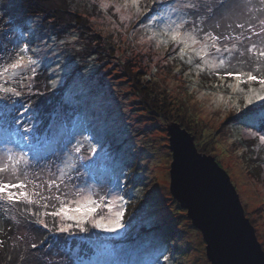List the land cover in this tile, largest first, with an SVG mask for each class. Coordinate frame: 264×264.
Here are the masks:
<instances>
[{"label":"rangeland","instance_id":"374dc122","mask_svg":"<svg viewBox=\"0 0 264 264\" xmlns=\"http://www.w3.org/2000/svg\"><path fill=\"white\" fill-rule=\"evenodd\" d=\"M59 1L55 0L56 4L62 6L61 0ZM62 1L65 2V0ZM89 1L100 5L104 13L98 18L87 19L89 25L85 24L86 35H83V38H89L91 41L97 39L98 43L97 45L92 43L85 48L86 50L82 53L83 60L73 65L74 70L69 71L59 66L61 62L57 58L61 54L67 61H72L76 52L70 48L76 44L82 45L76 38L72 35L66 36L64 42L60 41L62 38H56L55 48L52 46L53 49H51L45 45L44 40L40 41L42 38L36 39L35 34L28 36L23 34V32H29L25 21L12 22L15 26L19 24L21 29L13 35V40L16 39L15 42L19 47L28 44L29 54L38 61L34 65L35 72L39 71L40 67L44 69L42 66L47 67L49 74L58 72L61 76L66 71L69 72L63 86L60 87L64 88L69 82L78 81L76 87L72 89L73 91L83 89L90 98L87 100L89 103L94 101L93 95L98 94L102 83L105 84L103 87L110 88L109 99L99 95L91 105L88 103L92 106V117L89 120H85V123L76 122L66 130L64 127L58 128V132L64 134L60 143L63 153L58 169L64 167L65 161L70 156L76 155L72 149L77 142H80L82 146L79 155L84 157H88L87 148L93 144L97 148V156H102L100 148L103 145L107 157L98 160L95 179L81 168L78 178L75 172L71 174L70 183L78 185L77 183L81 181L79 186L83 187L87 182V187L104 194L118 182L122 189L118 194L123 195L127 201L123 217L125 228L119 235L89 228L86 235H94L96 230L104 242L91 241L90 252L87 255H75V258H71L72 263L210 264L202 234L193 226L187 211L181 208L170 192L172 153L169 147L168 128L177 120H183L190 126L186 130L194 136V141L199 145L198 149L200 148L199 153L214 157L228 173L239 195L245 216L254 227L257 240L264 250V144L259 140V136L264 135V132L250 127L241 128L237 125L238 116H241L242 112L248 108L243 107L242 99L239 101L240 110L228 101L229 95L236 99L235 94L226 87V84L232 81H224V86L217 88L216 85L222 82L215 75H208L205 71H201L198 75L197 70L185 62L187 56L182 60L176 54L178 49L173 51L171 43L158 45L155 38L149 39L153 31L163 28L168 16L177 22L180 19L186 20L185 28L187 24L188 28L198 27L196 24L200 20L197 18L201 11L189 13L187 16L185 2L174 0L171 5L153 13L146 22L141 24L142 14L133 16L132 11L127 14L122 8L126 0ZM240 1L232 0L229 4V17L226 21L232 24V28L236 27H233L230 20L241 19L235 13L242 15L244 19L250 10L247 11ZM199 3L200 5H196L195 8L201 10L204 1ZM105 4L108 6L105 7ZM117 5L120 6V11L116 10ZM208 7L209 4L207 9ZM146 13L147 11L143 14V18L146 17ZM63 14L65 18H69L65 12ZM216 18L220 23L214 32L227 35L229 26L225 24L224 17ZM221 18L224 21H221ZM242 21L236 22L239 24ZM118 22H125L124 25L132 24L131 29L121 26L122 29L118 30ZM139 24L141 25L138 26ZM66 25L67 27L75 26L70 23ZM135 25L138 27L134 28ZM42 28L46 30L43 31ZM42 28L39 29L41 30L39 33L48 36L50 24ZM75 31L78 30L72 28V32ZM39 33L37 34L40 35ZM98 34L102 37H98ZM89 50L102 51V55L96 60L95 70L84 73L81 79H78L79 75L74 79V74L91 62L84 59L87 53L89 55ZM169 55L170 57L174 55L173 59L182 62L185 66L178 68L176 63L168 57ZM50 60L57 61L52 66H48ZM29 75L31 74H24L25 77ZM30 84L31 80L27 78L23 80L20 84L23 93L21 96L31 93L27 87ZM143 87H146L145 91H142ZM52 94L53 92L50 93ZM59 95H55L57 105L60 106L58 109L62 107L65 109L62 108L63 110L58 112L64 113L69 107L66 102H61ZM75 95L74 98H76ZM220 96L225 98L224 101L219 99ZM74 101L76 99L67 98L70 105H74ZM83 105L81 109L87 113ZM51 111L54 109L52 108ZM98 111L105 114H99ZM85 112L84 119L88 114ZM164 115L166 118L163 117ZM68 131H72L75 135L72 140L68 138ZM253 133L256 135H252ZM96 140L100 143H96ZM243 140L248 142L249 146L256 148L253 156L251 151H247L248 155H245L242 148ZM7 149L15 153L25 154L26 152L23 141L20 142L18 137L4 133L0 135V151L4 152ZM249 156H252L253 161L250 158L247 159ZM163 227L167 228L159 231L162 235L160 240L156 237L154 241L147 237L150 231ZM30 234L31 228L29 232L24 231V234H21L22 243H24L23 246L26 245V249L28 245L26 239ZM32 237L35 238V236ZM24 254L25 258L30 257L29 263H38L35 254Z\"/></svg>","mask_w":264,"mask_h":264},{"label":"trees","instance_id":"16d2710c","mask_svg":"<svg viewBox=\"0 0 264 264\" xmlns=\"http://www.w3.org/2000/svg\"><path fill=\"white\" fill-rule=\"evenodd\" d=\"M21 1H0V61L10 62V60L14 57L15 52L17 51L18 44L15 42L16 39L13 40V35L16 34V31L18 29L19 31H21V29L19 24L16 26L12 24V22L15 20L26 22L25 25L29 32H23L25 36L35 34L36 39L38 37L42 38L40 41L42 42V40H44L43 42L46 43L44 44L51 49H53L52 46H54L55 48L56 38H62L59 39L63 42L66 39V36L72 35L74 38H76V40L79 41L82 45L77 46L76 44L70 48V50L76 52L72 61H67L66 58L61 54L57 58V60L61 62L59 66L63 67L64 69L67 68L69 69V71L70 69L74 70L73 65L82 62V53H84L86 47L91 46L92 43H96L97 45V39L91 41V39L89 40V38H83V35H86V29L84 28L89 25L87 19L89 17H91L92 19L98 18L104 13L102 7L95 2L89 0H65V2L63 3V1L61 0V6L56 4L55 0H26V2L25 0ZM173 1L174 0H139L142 8L141 24L146 22L153 13L159 12L164 7L171 5ZM182 1L185 2V11L187 16H189V13L192 14L195 13V11H201L200 16H198L197 18L200 21H197L198 23L196 25L198 26V28H202L205 32L216 31L218 28L216 26L220 23L218 22V19L216 17L220 18L221 16H223L226 22L225 24L229 26L227 29L228 34L235 35L244 31V34L248 35L246 31L248 27V21H251L252 23L257 25L255 29L257 31L258 21L255 20L254 17L264 15V13L259 11L261 6L259 5L258 0H241L240 2L245 5L247 11L248 9H250L247 12L248 16L244 19L242 15L235 13L236 16L241 18L239 19L240 21H242L243 19V21L240 23L245 24V29L242 30L236 27L237 22L239 21L236 18H232L230 20L231 23H233V27L236 28H232V24H228V21H226L229 17V4L232 2V0H203L204 4L202 5V7L205 10H203L202 8L200 10L197 8L188 7V5L190 4L200 5L199 2L202 0H188L190 2H188L187 0ZM221 3H223L225 7L217 11ZM208 4L209 7L213 9L212 12L208 10L209 7L207 9ZM124 5L122 8L126 10L127 14L132 11L133 16L137 15L135 8L131 7V4H129L127 8H125ZM145 5L147 6L146 10L144 9ZM19 8H21V10H19ZM146 11V17L143 18V14ZM63 12L68 15V19L64 17ZM13 18L15 19L12 20ZM188 19L190 20L189 17ZM224 19L221 18V21H224ZM67 23L75 26L67 27ZM124 23L125 22H118V30L122 29L121 26H125V28L131 29L132 24L124 25ZM48 24H50L51 26L49 35H41L39 32L41 30H46V28L43 29L42 27ZM141 24H139L138 26H140ZM187 26L186 28H188ZM133 27L137 28L136 25ZM40 28L42 29L39 31ZM72 28L77 29L79 32H72ZM52 32L53 34H51ZM37 33H39L40 35H38ZM73 33H75L76 35H74ZM99 36L102 37L101 34H98V37ZM17 39L19 38L17 37ZM21 39H23V37H21ZM258 39V37L253 36L252 41H244L242 46L246 47L250 42H258ZM113 45L114 44H112V46ZM88 52L89 55L87 53L84 59H86L87 62H91H89L81 70H78L74 74V79H76L78 75V79H81L84 73L92 72L95 70L94 67L96 64V60L100 55H102V51L89 50ZM168 57H170V55ZM173 57L174 55H171L170 59H172L173 63H176V66L178 68H182L183 66H185L182 62L174 60ZM55 61L50 60L47 65L52 66ZM42 67L44 69L40 67V70L38 69L39 71H36L35 76L31 79L30 86H27L31 92L30 94L26 93L25 95L20 97L12 96L7 98H0V135L9 133L13 137H18L20 142L23 141L26 148L25 154L28 158V171L34 176L38 175L40 179H49L52 178L53 173L58 174V165L63 153L60 149V143L62 141V138H64V134L58 132V128L64 127L66 130L76 122L85 123V120H89L92 117V106H90L91 103L96 101L99 95H104L107 97V99H109L110 97L108 96V90H110V88L103 87V85L105 84L102 83L100 86L101 90L97 95H93L94 101L89 103V101L87 100H89L90 98L87 93H84L83 89L73 91L72 88L76 87L78 81H71L68 83L67 87H60L63 86L65 77L69 72L66 71L64 75L61 74V76H59L60 74L58 75V72L49 74V70L47 69V67ZM49 75L52 78L49 77ZM229 80L231 81V79ZM53 81H55V85H53ZM18 87L19 90L22 91L21 86L19 85ZM144 89H146V87H143L142 91H145ZM51 92H53L52 95H50ZM146 93L148 94L149 92ZM58 94H60L58 98L61 100V102H66L69 107V109L67 108L66 112L64 113L58 112L65 109V107H62L63 109H58L60 106L57 105V99L55 97V95L57 96ZM74 94H76V98H74ZM153 94H155V92H153ZM67 98H71L72 100L76 99V101H74L75 104L70 105L67 102ZM82 104H84L83 106L87 109L88 113L87 114L84 111L87 114L85 119L84 112L81 109ZM261 104H264V102L259 101L253 103L250 106V108L257 109L255 115L252 117L244 118V113L247 112L248 109L243 111L241 116H238L239 121L237 125L241 128L250 127L255 130H261L264 132V110H260L259 108ZM109 105H111V103H109ZM43 106L45 108H43ZM52 108L54 109V111H51ZM98 113L105 114L99 111ZM163 113H165V111H163ZM163 117L166 118V115H164ZM173 124L179 125L187 130L190 127L183 120H177ZM25 129H28V131H25ZM74 136L75 135L72 131H68V138L70 140H72ZM245 142L246 141L244 140L242 141V148L245 152V155H248L247 151H251V154L253 156V153H256V148L249 146L248 142ZM194 143L197 151L199 152V145L195 141ZM50 148H53V150H50ZM0 153H2V151H0ZM251 157L249 156L247 157V159L250 158V160L253 161ZM216 162L220 165L218 161ZM220 167L222 168L221 165ZM81 183L82 182L80 181L77 184L81 185ZM30 228L31 234L27 236L26 240L28 245L26 249V245L23 246L24 243H22L21 234H24V231L29 232ZM89 228L91 227L89 226ZM164 228L167 227H163L162 229L156 228L150 231L149 234L147 233V237L154 239V241L156 240V237L160 240L162 235L159 234V231L163 230ZM91 229L94 230L93 228ZM32 236H35V238ZM30 238L31 240L28 241V239ZM91 241L104 242L102 236L96 230L94 235H86V232H76L73 235L57 233L43 228L42 226L34 222L33 217L24 214L23 205H19L17 207H10L7 205L0 206V242H3L2 244H0V264H31L28 261L30 257L25 258L24 253H33V255L35 254V257L38 258V263L33 264H73L71 259L72 257L77 254L87 255L90 252ZM33 244L36 245L35 248L32 247Z\"/></svg>","mask_w":264,"mask_h":264},{"label":"snow or ice","instance_id":"6c2138e0","mask_svg":"<svg viewBox=\"0 0 264 264\" xmlns=\"http://www.w3.org/2000/svg\"><path fill=\"white\" fill-rule=\"evenodd\" d=\"M258 3L261 6L259 11L264 13V0H258ZM129 4L135 8L137 15L142 14L139 0H126L124 7L127 8ZM188 7L195 8L196 5L190 4ZM224 7L221 3L217 11ZM144 9H147L146 5ZM116 10L120 11L119 5ZM208 10L213 11L211 7ZM254 19L258 21L259 31L255 30L256 24L248 21V35H245L244 31L225 35L214 31L205 32L195 26L185 28L186 20L180 19L177 22L168 16L163 28L153 31L149 39L155 38L158 45L171 43L173 51L178 49L176 54L182 60L187 56L185 62L192 65L198 75L201 71L215 75L222 82L216 85L217 88L224 86L223 82L231 79L232 82L227 83L226 87L235 94L236 99L229 95L228 101L240 110L239 101L242 99L243 107L248 108L244 118H249L257 111L249 106L254 102L264 101V15ZM236 27L244 30L245 24L240 23ZM253 36L259 38L258 42L242 46L244 41H252ZM29 52L28 44H24L23 47H17L10 62L0 61V98L20 97L22 92L18 86L25 78L31 80L35 76L34 65L38 61ZM25 73L31 75L25 77ZM219 99L224 101L225 98L220 96ZM259 108L264 110V104ZM259 140L264 144V135L259 136ZM96 143L100 141L96 140ZM72 151L76 155L70 156L64 167L58 169V174L53 173L49 179H40L38 175L34 176L28 171L26 154L15 153L11 149L0 153V206L23 205L24 214L33 217L34 222L43 228L57 233H83L89 231L90 226L102 232L119 235L125 228L123 217L127 204L124 196L118 194L122 190L119 183H115L104 194L87 187V182L83 187L70 183L71 174L75 172L78 178L81 168L95 179L98 160L107 157L103 145L100 148L102 156H97L94 144L87 148L88 157L79 155L82 151L80 142H77ZM32 247L35 248L36 245L33 244Z\"/></svg>","mask_w":264,"mask_h":264},{"label":"water","instance_id":"95a60500","mask_svg":"<svg viewBox=\"0 0 264 264\" xmlns=\"http://www.w3.org/2000/svg\"><path fill=\"white\" fill-rule=\"evenodd\" d=\"M168 135L170 192L202 234L210 264H264V250L228 173L197 151L186 129L173 124Z\"/></svg>","mask_w":264,"mask_h":264}]
</instances>
